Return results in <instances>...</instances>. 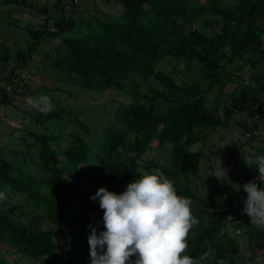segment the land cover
<instances>
[{
  "label": "trees",
  "instance_id": "1",
  "mask_svg": "<svg viewBox=\"0 0 264 264\" xmlns=\"http://www.w3.org/2000/svg\"><path fill=\"white\" fill-rule=\"evenodd\" d=\"M101 2L122 10L89 8L87 0H57L51 8L40 7L41 0H0V7L21 6L9 11L10 20L29 11L45 21L19 30L16 22L4 23L6 38L17 33L13 47L0 38L2 68L14 62L9 77L0 72V84L23 88L31 77L22 72L34 67L51 83L31 95H48L54 105L48 114L28 106L32 111L25 114L36 130L25 128L24 134L15 129L10 145L0 150V192L7 197L0 200V264H90L89 225L97 234L104 230L103 210L91 197L101 187L122 193L142 171L153 168L174 181L178 195L193 201L200 223L190 230L188 255L195 259L209 253L204 264H236L240 257L260 258L264 264V229L242 214L235 225L239 235L230 236L226 226L231 213L209 207L191 183L202 160L209 162L204 150L223 127L222 114L235 111L229 102L259 105L252 122L242 121L240 127L251 144L246 155H264V135H256L262 127L264 131V74L255 86L241 76L246 66L264 69V0ZM77 12L82 13L78 20L71 16ZM50 40L55 41L51 50L36 57ZM230 84L235 87L224 93ZM81 91L118 103L97 149L77 133L47 132L48 125L70 112L74 125L90 137L80 112L55 96L66 95L76 103ZM28 93L23 88L19 95ZM154 141L163 157L145 159ZM234 164L244 173V184L256 181L264 188L243 156Z\"/></svg>",
  "mask_w": 264,
  "mask_h": 264
},
{
  "label": "rangeland",
  "instance_id": "2",
  "mask_svg": "<svg viewBox=\"0 0 264 264\" xmlns=\"http://www.w3.org/2000/svg\"><path fill=\"white\" fill-rule=\"evenodd\" d=\"M56 1L57 0H41L40 7L47 5L51 8ZM203 1L205 0H202V2ZM87 2H89V8L99 7L101 10L110 13L120 14L119 12L122 10L121 6H108L103 4L101 0H97V4L93 0H87ZM18 9H21V6L16 4L0 7V38H4L7 45L11 47H13L12 40L16 38L15 34L17 32L13 31L12 34L6 38L8 28L4 26L5 22H16L18 24V28L16 30H19L20 27L23 26L39 27L45 23L44 18L29 11H26L21 15H16L14 16V19L10 20L8 15L9 11H17ZM71 16L78 20L82 18V13H72ZM219 29L220 26L217 27V30ZM54 43L55 41L51 40L45 42L42 45L41 51L36 53V57H43L46 51L51 50ZM1 54L0 49V55ZM13 66L14 62L12 60L8 61L5 68H2L3 64L1 63V77H9ZM22 73L26 75V79L31 77L30 83L24 84L23 86L25 90L29 91L28 94L19 95L20 92L23 91V88H13L11 86L5 88L4 85L0 84V150L6 145H10L8 143L10 142L12 133L15 129H21L23 133L25 128H29V130H36V126L33 125V121L25 114L26 110H32L25 104L24 98L32 96L31 94H36L40 87L50 85L51 83V80L44 79L40 74V71L34 67H30ZM235 73L240 74V72ZM263 74L264 69L246 66L241 73V76L247 84L255 86L257 77H259L258 75L262 76ZM234 87L235 84H230L227 88H225L224 93H230ZM71 91L75 93L80 90L71 88ZM55 96L60 99L63 104H71L73 105L74 110H78L80 112L78 116L81 120L88 124L91 129V135L90 137H86L82 130L74 125V115L70 112L65 113L60 121L48 125L47 132L52 134L58 132H63L65 134L77 133L89 141L92 147L95 149L99 148V144L101 142L100 134L102 133V129L107 127L109 122L112 120L118 105L117 101L114 99L109 100L106 95H94V97H92L83 91H81L78 95L79 101L76 103H73V101L66 95L63 96L56 94ZM214 98L215 97H211L210 102H212ZM123 99L128 102L131 101V98L128 95H124ZM258 107V104H254L252 102L235 105L230 102L228 103V108L235 111L228 112L227 115L222 114L224 125L222 128L215 131L208 142L210 146L204 150L205 154L210 156L209 162H207L204 158L201 162L202 168L200 174H198V176H191L193 190L201 194L209 207L213 209L227 208L231 213L228 225L226 226V232L233 237L239 235L241 231L236 228L235 225L242 219L244 200L247 197V195L242 196L241 193L244 192L242 187L241 190L236 189V185H244L245 176L241 168L236 166L234 163L238 158L251 151L249 135H247L248 133H244L240 124L242 121L251 123ZM256 135H258L259 138L263 137V127L260 131L256 132ZM17 144L18 141L13 145L17 146ZM157 145L158 143L156 141L152 143V150L146 154L145 159L151 160L163 157V152L160 151ZM216 156L221 157L222 167L229 169L228 181L217 180L215 176V179H213L210 176L211 171L209 166L213 165V158ZM36 168H39V165ZM78 179L80 182L83 181L81 176H79ZM5 259H11L10 255L6 254ZM260 261V258L249 261L245 257H240L238 258L236 264H261L262 262Z\"/></svg>",
  "mask_w": 264,
  "mask_h": 264
},
{
  "label": "clouds",
  "instance_id": "3",
  "mask_svg": "<svg viewBox=\"0 0 264 264\" xmlns=\"http://www.w3.org/2000/svg\"><path fill=\"white\" fill-rule=\"evenodd\" d=\"M24 102L30 108L48 114L54 105L48 95L27 96ZM249 169L255 167L258 181L264 184V155L252 152L243 156ZM229 169L222 167L219 156L213 158L210 176L228 181ZM247 194L243 214L250 224L264 229V188L249 181L237 190ZM0 192V200L6 199ZM103 210V231L89 225L88 236L90 264H204L209 253L198 258L186 253L187 238L199 219L193 215V201L189 196L177 194L174 181L159 168L142 171L122 193L110 192L101 187L91 197ZM135 256L133 262L130 258ZM216 264H224L223 260Z\"/></svg>",
  "mask_w": 264,
  "mask_h": 264
}]
</instances>
